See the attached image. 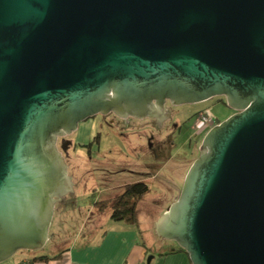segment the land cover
<instances>
[{"label":"water","instance_id":"1","mask_svg":"<svg viewBox=\"0 0 264 264\" xmlns=\"http://www.w3.org/2000/svg\"><path fill=\"white\" fill-rule=\"evenodd\" d=\"M216 96L235 112L155 233L191 264H264V0H0V262L42 248L72 192L58 137Z\"/></svg>","mask_w":264,"mask_h":264},{"label":"rangeland","instance_id":"2","mask_svg":"<svg viewBox=\"0 0 264 264\" xmlns=\"http://www.w3.org/2000/svg\"><path fill=\"white\" fill-rule=\"evenodd\" d=\"M166 109L170 118L162 124L149 118L126 123L112 113L97 114L78 122L72 133L58 137L56 147L65 160L72 192L54 205L44 246L16 253L55 251L65 238L90 230L96 218L94 202L113 198L125 184L136 181L150 188L136 207V226L145 237L153 235L159 240L155 229L150 230L153 219L177 197L179 191L173 184L182 187V173L199 155L198 146L208 130L199 129V114L204 110L218 123L235 112L220 96L198 103L166 104ZM110 213L108 208L100 218L105 220Z\"/></svg>","mask_w":264,"mask_h":264},{"label":"crops","instance_id":"3","mask_svg":"<svg viewBox=\"0 0 264 264\" xmlns=\"http://www.w3.org/2000/svg\"><path fill=\"white\" fill-rule=\"evenodd\" d=\"M186 171L182 173L181 182ZM173 187L178 192L181 185L178 187L173 184ZM175 198L169 200L167 206ZM167 206L153 219L151 231ZM102 213L95 210L96 218L90 230L65 238L62 241L65 244L59 243L55 251L31 255L15 253L0 264H15L20 260L40 256H47L48 259L38 261L37 264H146L149 255H152V258L148 264H191L187 253L179 249L174 241L162 238L158 240L153 238V235L145 237L139 225L113 221L108 219L109 217L102 220ZM56 226L58 228L59 223Z\"/></svg>","mask_w":264,"mask_h":264},{"label":"trees","instance_id":"4","mask_svg":"<svg viewBox=\"0 0 264 264\" xmlns=\"http://www.w3.org/2000/svg\"><path fill=\"white\" fill-rule=\"evenodd\" d=\"M149 190V186L144 181L127 183L124 185L123 191L120 194L110 199H103L94 202L93 208L99 213L110 208L111 213L109 218L111 220L136 224V207L142 197L148 193ZM179 249L183 250L182 248ZM47 259V256H40L32 258L30 261L38 262Z\"/></svg>","mask_w":264,"mask_h":264},{"label":"built area","instance_id":"5","mask_svg":"<svg viewBox=\"0 0 264 264\" xmlns=\"http://www.w3.org/2000/svg\"><path fill=\"white\" fill-rule=\"evenodd\" d=\"M197 123H198L199 129H205V130L209 129L214 124H216L215 117L204 110L199 114ZM15 264H37V262L30 261V259L29 260L25 259V260L17 261L15 262Z\"/></svg>","mask_w":264,"mask_h":264},{"label":"flooded vegetation","instance_id":"6","mask_svg":"<svg viewBox=\"0 0 264 264\" xmlns=\"http://www.w3.org/2000/svg\"><path fill=\"white\" fill-rule=\"evenodd\" d=\"M166 104L172 105V103L170 101L166 100L163 103V110L162 111H159V110L156 109L155 114H154V117H146V118L153 119L156 123L162 124L163 121H165L168 118H170V111H167ZM115 117L116 118H119L117 116H115ZM119 119H121L122 121L128 123V122H130L134 118H124V119L123 118H119ZM60 137H63V136H60Z\"/></svg>","mask_w":264,"mask_h":264}]
</instances>
